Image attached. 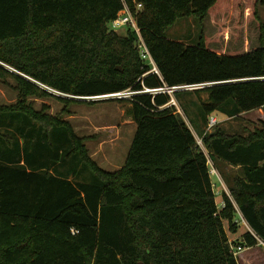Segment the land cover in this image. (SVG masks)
<instances>
[{
  "label": "trees",
  "instance_id": "1",
  "mask_svg": "<svg viewBox=\"0 0 264 264\" xmlns=\"http://www.w3.org/2000/svg\"><path fill=\"white\" fill-rule=\"evenodd\" d=\"M245 2L259 19L264 0H0V79L18 91L0 105V264H240L226 229L238 232L237 216L250 228L238 247L264 242V127L206 132L216 111L238 119L264 105V25L246 53L213 51L204 34L198 43L167 36L180 18L202 22ZM125 4L162 78H142L151 65L137 31L113 29ZM30 79L74 97L201 85L175 95L181 104V93L208 94L205 129L161 110L169 95L118 100L137 129L122 168L106 171L67 107L55 116L35 107L31 99L55 96ZM214 159L238 167L221 208Z\"/></svg>",
  "mask_w": 264,
  "mask_h": 264
},
{
  "label": "rangeland",
  "instance_id": "2",
  "mask_svg": "<svg viewBox=\"0 0 264 264\" xmlns=\"http://www.w3.org/2000/svg\"><path fill=\"white\" fill-rule=\"evenodd\" d=\"M248 15L249 10L245 2L240 11L212 14L202 22L196 16L180 18L175 26L167 31V36L181 39L187 43H198L204 34L208 40L209 48L213 51L220 54L246 53L258 48L261 44L260 24L263 23L264 25V5L259 6V19L250 20ZM114 30L124 34L127 27ZM5 67L14 71L6 65ZM16 86L17 84L12 78L5 81L0 79V105H11L17 101ZM52 93L55 97L33 98L31 100L38 110H41L43 105H47L50 108L48 113L54 116L61 114L63 109L67 107L68 113L63 115L64 118L70 121L79 136L91 137L86 145L92 158L106 171H117L122 168L137 129L136 123L125 114V108L128 104L118 100L106 99L92 102L77 100L67 106L64 101L69 99H59V94ZM207 97L208 94L206 93L199 97L195 92L179 95L185 111L183 117L194 125L199 134V126L204 122L202 104ZM263 112V110L260 112L254 110L245 118L227 119L225 113L216 111L214 116L219 120V123L211 131L217 127H222L229 131H244L243 133L247 134L248 131L264 127ZM223 165L226 164L223 163ZM210 167L212 173L215 172L212 174L211 180L216 191L217 204L221 208L223 206V194H230L229 184L238 170L230 167L224 169L222 162L217 159H214V163L211 161ZM87 172L91 177V172ZM235 222L238 226L237 233H231L227 223L226 229L239 263L264 264V242L258 239L256 246L242 247L240 250L237 243L242 241L243 234L250 228L246 221L241 219V216H237Z\"/></svg>",
  "mask_w": 264,
  "mask_h": 264
},
{
  "label": "built area",
  "instance_id": "3",
  "mask_svg": "<svg viewBox=\"0 0 264 264\" xmlns=\"http://www.w3.org/2000/svg\"><path fill=\"white\" fill-rule=\"evenodd\" d=\"M142 8L141 4L137 5V9L140 10ZM125 26H131L133 29H135L137 31V33L139 34V42H138V48L140 50V54L141 57L143 58V60L146 62V64L151 65V70L148 71L147 73H145L142 78L146 77L149 74H155L158 75L160 78L161 77V73L159 68L157 67L156 63L154 62V59L146 45V43L144 42L141 34H140V29L137 25L136 19H135V15L133 14V12L130 10V8L127 6V4H125V8L122 12H120L119 16L117 19H115L112 23V27L113 29H118L121 27H125ZM31 80V79H30ZM32 82H34L35 84H37L39 87H41L42 89H44L45 91L53 94L52 92H55L57 94H59L58 97L60 98H65V99H77V100H83V101H97V100H106V99H113V100H122V99H131L133 96L135 95H139V94H150L152 96H157L160 94H166L169 95V102L166 103L165 105L159 107L161 110L162 109H166V108H173L176 114H180L182 116H184V109L181 106L179 100L177 99L175 93L179 92V91H186V90H195V89H199L203 86L201 85H195V86H177V87H167V86H163L160 88H148L144 86L143 90L140 91H135L133 89H128L125 91H121V92H117V93H112V94H106V95H100V96H89V97H74L65 93H62L60 91H57L47 85H43L41 83H38L34 80H31ZM49 90V91H48ZM54 95V94H53ZM264 111V105L261 107V111ZM219 123V120L214 116L211 115L208 121V125L206 128V132H210L214 127H216ZM193 130V129H192ZM194 131V130H193ZM195 137L198 141V144L204 148L203 146V142H202V138L194 131ZM211 163V160H209V165ZM211 168V167H210ZM215 173V172H213ZM211 171V174H213ZM242 218V217H241ZM244 221V219H242ZM242 247H239V249L241 250ZM234 252V250H233ZM235 254V252H234ZM236 256V254H235Z\"/></svg>",
  "mask_w": 264,
  "mask_h": 264
},
{
  "label": "crops",
  "instance_id": "4",
  "mask_svg": "<svg viewBox=\"0 0 264 264\" xmlns=\"http://www.w3.org/2000/svg\"><path fill=\"white\" fill-rule=\"evenodd\" d=\"M172 39H174V38H172ZM260 110L261 109H259V110H256V111H259L260 112ZM253 111H251V112H244V113H241V114H239V118H245V116L246 115H248V114H250V113H252ZM264 113V112H263ZM214 115V114H213ZM227 119H234L233 117H229V116H227ZM263 122H264V116H263ZM199 129H200V131L199 132H203V130L205 129V126H199ZM242 132H244V131H242ZM133 141V140H132ZM132 144V143H131ZM220 162H222V166H223V168L224 169H226L227 167H230V168H234V169H236V170H238V167H234V166H232V165H230V164H228V163H226V162H223V161H220ZM223 163L224 164H226V165H223ZM225 171V170H224ZM214 191H215V189H214ZM216 192V191H215Z\"/></svg>",
  "mask_w": 264,
  "mask_h": 264
},
{
  "label": "water",
  "instance_id": "5",
  "mask_svg": "<svg viewBox=\"0 0 264 264\" xmlns=\"http://www.w3.org/2000/svg\"><path fill=\"white\" fill-rule=\"evenodd\" d=\"M142 264V263H141Z\"/></svg>",
  "mask_w": 264,
  "mask_h": 264
}]
</instances>
